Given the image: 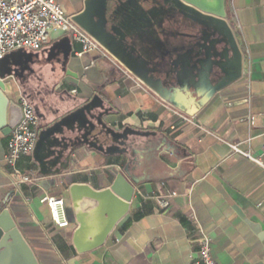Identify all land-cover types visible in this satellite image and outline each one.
I'll return each instance as SVG.
<instances>
[{
	"label": "crops",
	"instance_id": "1",
	"mask_svg": "<svg viewBox=\"0 0 264 264\" xmlns=\"http://www.w3.org/2000/svg\"><path fill=\"white\" fill-rule=\"evenodd\" d=\"M84 1L56 0L68 15L80 12ZM226 7L243 53L242 74L192 116L116 59L98 51L78 54L80 45L65 35H53L37 51L17 50L8 60L14 92L6 94L16 102L24 96L38 126L98 98L92 118L86 116L95 124L96 142L78 145L58 174H40L26 155L16 168L29 181L20 182L5 161L8 135L0 134V208L9 209L39 264H190L203 235L215 264H264V168L232 149L260 155L264 163V0H226ZM159 16L164 47L183 44V30L164 10ZM121 171L136 182L128 214L103 245L76 252L69 185L102 189ZM45 194L64 199L67 227L53 225L41 201ZM167 194L162 207L156 197Z\"/></svg>",
	"mask_w": 264,
	"mask_h": 264
},
{
	"label": "water",
	"instance_id": "2",
	"mask_svg": "<svg viewBox=\"0 0 264 264\" xmlns=\"http://www.w3.org/2000/svg\"><path fill=\"white\" fill-rule=\"evenodd\" d=\"M140 1L85 0L83 9L72 14V20L143 85L192 116L242 74L243 53L227 20L226 0H146L151 3L148 10L141 7ZM163 10L169 22L183 30L178 34L183 44L169 49L164 47L162 30H158ZM141 21L147 23L146 31ZM146 35L149 43L143 41ZM14 54L16 51L0 59V134L4 136L21 116L18 103L6 94L10 82L6 63ZM97 101L94 97L53 123L37 127L32 157L40 174H58L67 169L78 145H90L96 137L95 124L86 116L91 117ZM135 184L121 171L102 189L88 183L69 185V207L76 223L71 241L76 252L104 244L128 214ZM0 264H39L6 206L0 208Z\"/></svg>",
	"mask_w": 264,
	"mask_h": 264
},
{
	"label": "built area",
	"instance_id": "3",
	"mask_svg": "<svg viewBox=\"0 0 264 264\" xmlns=\"http://www.w3.org/2000/svg\"><path fill=\"white\" fill-rule=\"evenodd\" d=\"M55 34L68 36L77 42L80 45L78 54L98 51L114 58L96 39L77 25L72 20V15L66 14L56 0H0V59L17 50L37 51L47 45ZM17 103L21 108V116L8 135L5 161L13 173L19 176L20 182H28L29 179L21 175L16 164L21 157L31 155L34 150L38 119L24 96H20ZM232 149L264 168L260 155L242 152L236 145ZM170 198L171 194L156 197L162 207L168 206ZM41 201L47 205L54 226L65 228L69 225L62 197L45 194ZM190 264H215L210 253V240L206 235L201 236Z\"/></svg>",
	"mask_w": 264,
	"mask_h": 264
},
{
	"label": "rangeland",
	"instance_id": "4",
	"mask_svg": "<svg viewBox=\"0 0 264 264\" xmlns=\"http://www.w3.org/2000/svg\"><path fill=\"white\" fill-rule=\"evenodd\" d=\"M6 89L8 93L14 92V87L12 86L11 82L6 85Z\"/></svg>",
	"mask_w": 264,
	"mask_h": 264
},
{
	"label": "flooded vegetation",
	"instance_id": "5",
	"mask_svg": "<svg viewBox=\"0 0 264 264\" xmlns=\"http://www.w3.org/2000/svg\"><path fill=\"white\" fill-rule=\"evenodd\" d=\"M91 140V139H90ZM94 142H96V141H94L93 139L90 141V143H94Z\"/></svg>",
	"mask_w": 264,
	"mask_h": 264
}]
</instances>
